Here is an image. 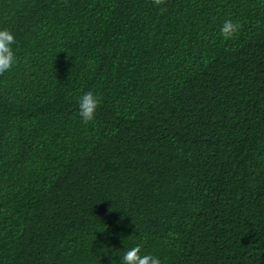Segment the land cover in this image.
<instances>
[{"label":"trees","instance_id":"obj_1","mask_svg":"<svg viewBox=\"0 0 264 264\" xmlns=\"http://www.w3.org/2000/svg\"><path fill=\"white\" fill-rule=\"evenodd\" d=\"M4 29L0 264H120L137 245L264 264V0H0Z\"/></svg>","mask_w":264,"mask_h":264},{"label":"clouds","instance_id":"obj_2","mask_svg":"<svg viewBox=\"0 0 264 264\" xmlns=\"http://www.w3.org/2000/svg\"><path fill=\"white\" fill-rule=\"evenodd\" d=\"M152 3L159 7L166 3V0H152ZM166 9L161 8V12ZM241 25L232 20H226L221 27V35L225 40L233 39L239 35ZM16 43L14 35L10 30H0V75L9 71L16 63L17 57L13 51V45ZM79 104V116L84 124L95 119L96 111L100 107V99L89 91L80 97ZM120 264H161L158 257L150 254H142V246L137 245L128 249Z\"/></svg>","mask_w":264,"mask_h":264}]
</instances>
